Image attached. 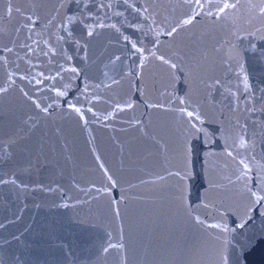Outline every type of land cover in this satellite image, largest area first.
Segmentation results:
<instances>
[{"label": "water", "instance_id": "obj_1", "mask_svg": "<svg viewBox=\"0 0 264 264\" xmlns=\"http://www.w3.org/2000/svg\"><path fill=\"white\" fill-rule=\"evenodd\" d=\"M0 264H264V0H0Z\"/></svg>", "mask_w": 264, "mask_h": 264}, {"label": "snow or ice", "instance_id": "obj_2", "mask_svg": "<svg viewBox=\"0 0 264 264\" xmlns=\"http://www.w3.org/2000/svg\"><path fill=\"white\" fill-rule=\"evenodd\" d=\"M227 7H235V5H228V4L224 5V8H227ZM221 11H223V9H221Z\"/></svg>", "mask_w": 264, "mask_h": 264}]
</instances>
